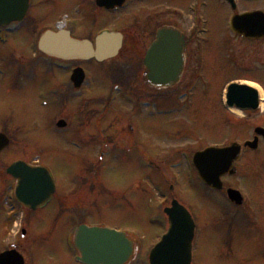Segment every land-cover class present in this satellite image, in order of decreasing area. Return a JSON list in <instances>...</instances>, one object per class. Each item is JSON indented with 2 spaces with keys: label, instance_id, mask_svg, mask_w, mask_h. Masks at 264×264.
<instances>
[{
  "label": "rangeland",
  "instance_id": "rangeland-1",
  "mask_svg": "<svg viewBox=\"0 0 264 264\" xmlns=\"http://www.w3.org/2000/svg\"><path fill=\"white\" fill-rule=\"evenodd\" d=\"M32 1L34 4L28 15L29 22L25 25V29L21 31L26 36L21 34L10 36L9 44L6 47L0 45V67H11L9 71L7 69L8 76H0V130L5 126H8L11 130L13 128L17 130L10 131L12 146L0 156V182L4 183L5 167L11 161L17 159L24 161L39 159L43 165L55 170L66 191L72 189L75 178L79 177L83 184V190L88 192V194H85L82 191L81 194L82 205L89 204L84 209L86 216L84 215L83 221L95 227L129 232L133 239L141 242V245H139L136 240L139 247V250H136L138 252V264H149L148 250L163 233V229L158 227L156 222L159 217H166L163 210L165 207L171 206V201L162 206L161 198L169 194L171 195L170 200L178 199L192 212L197 222V227L200 230V233L198 232L200 245H196L198 253L196 264H264V237L260 231V229H264V151H259L260 156L249 153L245 161L237 165L238 174L236 176L223 178L224 189L234 188L239 190L244 196L245 202L241 207H238L226 198L221 203L223 209L219 210L220 214L222 213V219L219 223H217L214 215L218 209L213 206V203L221 199L219 196L226 197V194L224 192H218L217 194L205 190L197 179L198 175L193 164L190 163L193 159V153L200 149L215 144L242 142L253 137V127L258 125L259 122L262 123L264 118H259L257 114L244 117V115L226 113L221 97L228 88L226 87L227 83L215 84L227 80L256 82L260 78L259 72L243 71L248 67L240 65V68L243 69L241 71L221 68L216 74L215 81L210 75L205 79L207 85L204 86V89H200L196 93L198 101L195 104L196 106L192 107L191 115L187 112L188 116L180 120L171 116L174 113H167L170 116L162 117V120L167 123H164L167 126L165 127L167 133L161 135V137L155 136L157 140L152 136V146L148 142H144L140 149L133 148L128 151L129 146L125 142H118L116 135V138H110L107 135V137L100 139L99 135L96 137V132L95 135L89 137L90 139H84L80 135L79 137L85 140L84 144L81 145L91 147L78 150L67 144V137L75 136L73 131L68 135H64L67 137L60 138L55 130L50 127V122L55 118L54 113L58 111L57 108H44L39 105L40 100L28 99L26 95L18 94L13 90H4L6 86L12 85V73L10 74V72L13 71L16 78L25 76L28 81H32L28 79L32 76L29 72H35L33 67L30 71L21 72V75L17 73L14 66H18V64L35 66V62L30 60L23 63L25 59L17 56L19 55V52L15 50L17 46L19 48L20 45L23 50L22 55L33 56L34 50H36L35 45L32 44L33 35L42 33L46 28L56 27L57 23H60L62 18L68 15V10L69 12L72 11L69 8L72 0ZM190 3L191 0H189V3L187 2V9ZM57 17L58 20H56ZM8 47L16 51L14 53L16 60L11 58V54L7 51ZM248 60L252 59L248 58ZM20 61L22 62L20 63ZM37 66H40L36 67V75L40 81L45 80L46 75L48 77L52 76V73H46L47 61L42 59ZM10 75L11 80L9 79ZM93 79L90 80L89 89L92 88L90 95L95 98L94 88H102L101 85L103 84L99 80L96 79L97 82H95ZM52 80L61 83L65 81V76H58ZM22 81L25 80L22 79ZM256 85L259 90L262 89L258 84ZM108 86L107 84L105 87V94L110 92L111 87ZM210 87L212 88L208 89ZM44 89L45 87L42 86V90ZM63 90L67 89L64 88ZM262 91L264 93V88ZM96 96L92 101H96L97 98L101 99L104 97V93L100 92ZM124 100L122 98V103L116 108L118 111L122 108L118 116L120 125L116 127L109 126L108 124H111L109 120L100 122L99 127H97L93 118L97 113L93 112L94 110H89L88 106H86L84 112L80 110V114L92 117V120L87 123V127L94 131L99 130V134L105 130L118 129L121 132L123 131V138L129 139L134 135V128L137 129L134 124L136 119L145 116V111L143 113L139 112L141 114L137 115L130 101L125 102L126 100ZM90 101L88 104L93 105L94 103ZM91 109H94V107H91ZM61 116H66V112L63 111ZM176 116L181 118L183 113ZM58 118L60 117L56 119ZM111 118H114V116ZM152 119L155 122L160 120L156 116ZM11 120L12 122H10ZM19 121L21 122L19 123ZM177 128L180 129V132L183 131L182 134L171 131L177 130ZM148 129L149 127L145 126L144 130ZM176 135H178V138H174V140L173 136ZM141 136L143 134L139 132L136 138L140 139ZM99 139L103 141V144L100 143ZM103 146L107 148L102 150L105 154L104 158H101L102 163H100L98 161ZM180 147L188 149L190 153L187 154H192L185 161L177 154V150L173 152V148ZM171 148L172 151L169 152ZM88 157L91 162L96 164L100 175H91V179L85 181L86 176L82 173L83 170L81 172L80 170ZM254 160L263 162L253 167L251 163ZM150 162L154 165L150 166ZM78 173L80 174L78 175ZM159 191L163 192L159 193ZM170 191L173 193H169ZM59 200L57 198L55 204ZM79 205L81 206V204ZM160 205L162 208H159ZM1 210L0 207V213ZM7 212H9L8 209H6ZM50 212L53 215L48 216L46 221H38L39 224L36 229H49L50 223L52 225L53 222L54 225L59 227L57 229H70L67 221L59 217V213L55 211L54 206L47 209V215ZM19 215L16 219V221H19L17 225L6 222L4 225L0 224V253L16 242L25 241L27 244L23 249L27 264H42L43 262L44 264H51V256L44 251L45 249L48 251L49 236L44 235L37 238L42 243L37 244L38 246L35 245V248L30 246L29 242L33 237L30 233H26L23 239L19 227L27 218H23L22 222V215ZM230 221L232 224L229 223ZM55 228V226L52 227V229Z\"/></svg>",
  "mask_w": 264,
  "mask_h": 264
},
{
  "label": "flooded vegetation",
  "instance_id": "flooded-vegetation-1",
  "mask_svg": "<svg viewBox=\"0 0 264 264\" xmlns=\"http://www.w3.org/2000/svg\"><path fill=\"white\" fill-rule=\"evenodd\" d=\"M97 1L72 0V3L69 5L72 11L69 12L68 10V15L62 18L63 22L57 23L54 28L68 30L74 39L88 40L94 50L97 49V39L103 32L119 33L122 36V46L115 57L101 63L95 59L63 61L43 56V54L38 52L29 57L28 54L22 55L23 50L19 45L21 51L18 46L15 49L19 52L17 56L25 59L23 63L29 60L35 62V66L18 64L14 68L21 75V72L25 73L34 67L35 72H29L32 76L28 78L32 81H28L25 76L16 78L12 71L10 72V74L12 73V85L4 88V90L8 89L18 92V94H24L28 99L40 100L39 105H47L45 107L47 109L57 108L58 111L54 113L55 118L50 122V127L54 130L58 121L65 120L67 124L65 129H57L55 132L60 138H64L67 137L64 135H68L73 131L75 136L67 137V144L73 148L78 150H84L86 147L90 148L91 146L81 145L84 144L85 140H82L79 136L81 135L85 139L95 135L96 132V137L99 135L100 139L107 137V135L110 138L117 137L118 142H125L129 146V151L133 148L140 149L144 142H148L152 146V136L157 140L155 136L161 137V135L167 133V130H165L167 123L165 120H162V117L170 116L167 113H174L171 116L180 120L188 116L187 112L191 115L192 107L196 106L195 104L198 101L196 93L200 89H204V86L207 85L205 79L210 75L215 81L216 74L221 68L241 71L243 70L240 68L241 65L248 67V69H244L243 71L251 70L259 72L260 78L256 82L251 83H257L263 90L264 38L255 35L252 37L246 36L245 31L247 27H244L242 17L251 13L257 14L253 18V22L249 28L257 31L260 35L261 22H264V0H191L188 9L187 2L189 3V0H102L101 5H98ZM58 19L57 17L56 20ZM21 30L22 28L11 30L9 27L4 31L0 30V37L5 38L20 34L26 36L21 33ZM160 33L164 34V37ZM8 42L0 45L6 47L9 44ZM8 48L7 51L11 54V58L16 60L14 56L16 51L11 50V47ZM148 55L149 61L146 63ZM248 58L252 60H248ZM42 59L48 62V67H45L46 73L50 72L52 76L49 75L50 77H48L46 75L45 80L40 81L36 75V67H40L37 65ZM146 64L148 67H146ZM78 67L82 68L86 75L83 86L79 90H76L71 82V77L73 71ZM7 69L9 71L11 67H0V76H8ZM63 75L65 76L64 82L59 83L56 80H52L58 76L63 77ZM92 78H94L93 81L97 82L99 80L103 84L101 85L102 88H94L95 98L98 93H104V97L96 99V101H92L95 98H92L90 95L92 88L89 89V83ZM9 79L11 80V75ZM22 79L25 81H22ZM245 81L227 80L216 82L215 85L249 83ZM107 84L109 88L111 87L110 89H114L115 94L118 93L117 97L110 98L111 94L109 97L107 93L105 94ZM42 86L45 87L44 90H42ZM64 88L67 90H63ZM122 98L126 100H124L125 102L130 101L132 102L130 104H134V111H136L137 115L141 114L139 112L143 113L145 111V116L136 119L134 124L137 129L134 128V135L132 137L129 139L123 138V131L121 132L118 129L105 130L108 132L102 130L103 133L99 134V130L94 131L87 127V123L89 120H92V117L86 115V118L84 114H80V110L84 112L86 106L89 107V110H94L93 112L97 113L93 116L95 120L94 124L97 127H99L100 122L108 120L111 122V124H108L109 126L116 127L119 123V113L122 110L121 108L118 111L116 108L122 103ZM89 101L94 104H88ZM91 107H94V109H91ZM63 111L66 112V116H61ZM182 113L183 116L181 118L176 116ZM256 114L259 118H264V107H262L261 103L257 112L246 111L244 117ZM112 116L114 118H111ZM155 116L160 120L155 122L152 119ZM57 117L60 118L56 119ZM134 117L136 118L137 116ZM169 123L168 125H170ZM145 126H148L149 129L144 130ZM258 127L264 128V120L262 123L259 122L258 125L254 126L253 130L255 131ZM4 130L6 132L9 131V127L5 126L0 132ZM13 130L17 131L16 128H13ZM13 130L10 129V131ZM179 130L177 128V130L171 131L179 134L183 132ZM139 132L143 136L137 139L136 137ZM178 135L173 136V139L178 138ZM254 138L255 136L253 135L250 139ZM259 141L260 147L258 151L251 152L258 156L261 155L259 154L261 151H264V141L262 138ZM104 148L107 147L104 146ZM176 150L177 154L184 161V155L190 153L184 147L173 148V152ZM171 151L172 148L169 152ZM101 153L103 154V152ZM249 153L248 149H246V152L244 150L241 160L245 161ZM98 162L102 163V159ZM262 162L254 160L251 165L255 167ZM35 164L43 165L40 161L35 162ZM94 168H97L96 164L91 162L89 157L86 158L80 170V172L83 170L82 173L86 176L84 178L86 179L85 181L91 179V169ZM53 171L56 192L50 203L46 207L36 211L26 210L16 203V210L11 211L10 214L14 215L15 219H17L20 216L19 212L23 211V218L27 219L24 222L22 221L23 223L20 226L21 229L27 227V232L34 237L29 242L33 248H35V245H40L41 240L37 238L44 235L49 236L48 251L46 249L43 250L51 256V264H75V246L73 245L70 249L67 238L71 233L74 235L77 229H57L59 227L54 225V222L52 225L50 223L49 229H36L39 224L38 221H46L48 216L51 217L53 215L54 211L47 215V209H50L52 206L59 213V217L61 216L72 227L76 217L84 218V209L89 205L83 204V206L81 203L82 191L85 194H88V192L83 190V184L79 177L75 178L72 189L66 191L63 188V182L58 178L55 170ZM3 182H0V196H2L1 199L5 198L8 201L7 195L12 191L13 186H15V180L6 174ZM222 192L226 194L225 189ZM220 197L221 199L218 202L213 203V206L218 209V211L214 210L216 212L214 215L217 223L222 219V213L220 214L219 211L223 209L221 203L227 198L225 196ZM57 198L60 200L55 204ZM231 221L229 222L230 224H232ZM159 225L162 227L161 224ZM53 226L56 228L52 229ZM196 231L197 234L198 232L200 233L199 229ZM260 231L264 237V229H260ZM199 243L200 239H198L196 245H200ZM26 244L27 242L25 241L16 242L13 246H9V249H18L26 259L23 249ZM136 246L138 247L137 244ZM136 246L134 262L138 261L137 251L139 247L137 248ZM197 255V247L195 246L193 248L192 264H196Z\"/></svg>",
  "mask_w": 264,
  "mask_h": 264
},
{
  "label": "water",
  "instance_id": "water-1",
  "mask_svg": "<svg viewBox=\"0 0 264 264\" xmlns=\"http://www.w3.org/2000/svg\"><path fill=\"white\" fill-rule=\"evenodd\" d=\"M28 8L29 0H0V27L21 21ZM246 18L251 20L252 16ZM247 35L250 36L251 33ZM116 39L104 36L99 40L98 50L94 53L89 43L74 41L66 32L60 34L48 32L41 39L40 49L46 54L61 59L95 57L98 61H102L115 55L120 49L121 44ZM78 78L77 73L76 79ZM256 97V92L248 87L234 86L229 94L230 103L238 104L240 108L248 106L243 104L247 98L252 99L251 103L256 105ZM258 133L263 134L264 131L258 130ZM8 145L7 138L0 136V153ZM246 146L256 149L258 144L255 141L247 143ZM241 150L238 144H233L226 149H208L195 156L194 164L207 185L214 189H221V177L228 173L231 175L236 173L234 164ZM8 172L19 181L17 198L22 203H28L32 208L45 204L53 193L49 185V174L45 170H33L19 163L12 166ZM228 196L236 204L243 203L242 196L236 190H228ZM167 213L170 218V231L152 251L151 264H190L195 224L190 214L178 203L174 202L173 208ZM77 242L85 264H124L132 253V243L126 235L109 230L82 227ZM0 264H24V260L15 252H8L0 255Z\"/></svg>",
  "mask_w": 264,
  "mask_h": 264
},
{
  "label": "bare ground",
  "instance_id": "bare-ground-1",
  "mask_svg": "<svg viewBox=\"0 0 264 264\" xmlns=\"http://www.w3.org/2000/svg\"><path fill=\"white\" fill-rule=\"evenodd\" d=\"M247 85H250L251 87H255L254 85H252V84H250V83H247ZM257 88H258V87H257ZM257 88H256V89H257ZM257 90H259V89H257ZM259 91H260V94H261V99L264 98V95H263L264 93H263V91H262V90H259ZM236 113L239 114V115H241L239 112H236Z\"/></svg>",
  "mask_w": 264,
  "mask_h": 264
}]
</instances>
